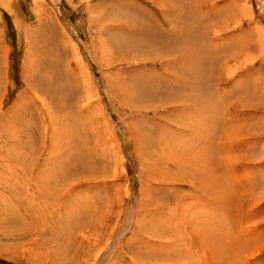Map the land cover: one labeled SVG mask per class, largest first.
Returning <instances> with one entry per match:
<instances>
[{"label":"rangeland","instance_id":"374dc122","mask_svg":"<svg viewBox=\"0 0 264 264\" xmlns=\"http://www.w3.org/2000/svg\"><path fill=\"white\" fill-rule=\"evenodd\" d=\"M0 264H264V0H0Z\"/></svg>","mask_w":264,"mask_h":264},{"label":"bare ground","instance_id":"6f19581e","mask_svg":"<svg viewBox=\"0 0 264 264\" xmlns=\"http://www.w3.org/2000/svg\"><path fill=\"white\" fill-rule=\"evenodd\" d=\"M229 51V50H228ZM252 51V50H251ZM202 52V51H201ZM225 52H227V49H225V48H223L222 49V51H221V54L222 53H225ZM233 52V51H232ZM248 53H251V52H249L248 51ZM233 54V53H232ZM244 54H246V53H244ZM243 54V55H244ZM252 55V54H251ZM187 56V55H186ZM251 57V56H250ZM192 58L194 59V56L192 55ZM241 58V55H236V56H233V57H229V56H227V57H225V59H223L222 60V64H228V65H230V64H232L233 63V65L234 66H237L235 63L236 62H238V61H240L239 59ZM249 59V56L246 54V55H244V59ZM254 58H251V61L253 60ZM246 62V61H245ZM233 65H230L229 67L230 68H232L233 67ZM238 67V66H237ZM232 70V69H231ZM202 73H205V72H202ZM200 74V72H198V73H196L195 75L197 76V75H199ZM195 80H200L199 78H195ZM202 82H203V80H201ZM201 82V83H202ZM199 83H200V81H199ZM200 83V84H201ZM247 248H248V246H247ZM246 256H247V254H246Z\"/></svg>","mask_w":264,"mask_h":264},{"label":"crops","instance_id":"0c3cea01","mask_svg":"<svg viewBox=\"0 0 264 264\" xmlns=\"http://www.w3.org/2000/svg\"><path fill=\"white\" fill-rule=\"evenodd\" d=\"M190 52H191V53H190ZM190 52H188L187 56L185 55V56H186V61H188V55H190V58H191L192 50H191ZM192 55H193V54H192ZM192 61H193V58H192ZM192 65H193V64H192ZM195 78H198V77L195 75ZM199 79H200V78H199ZM203 79H204V78H203ZM203 79H202V80H203ZM166 93H169V91H166L165 94H166ZM176 155H177V154H176Z\"/></svg>","mask_w":264,"mask_h":264}]
</instances>
